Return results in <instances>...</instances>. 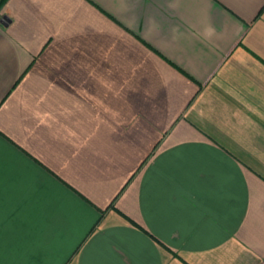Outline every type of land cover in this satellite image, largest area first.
I'll return each mask as SVG.
<instances>
[{
    "label": "crops",
    "instance_id": "obj_1",
    "mask_svg": "<svg viewBox=\"0 0 264 264\" xmlns=\"http://www.w3.org/2000/svg\"><path fill=\"white\" fill-rule=\"evenodd\" d=\"M0 264H264V0H0Z\"/></svg>",
    "mask_w": 264,
    "mask_h": 264
}]
</instances>
